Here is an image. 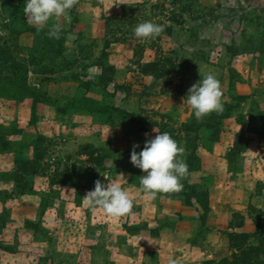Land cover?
<instances>
[{"label": "rangeland", "instance_id": "374dc122", "mask_svg": "<svg viewBox=\"0 0 264 264\" xmlns=\"http://www.w3.org/2000/svg\"><path fill=\"white\" fill-rule=\"evenodd\" d=\"M24 4L0 0V165L16 170L0 172L1 182L16 181L11 193L0 190V201L29 191L26 175L33 169L49 183L37 213L46 195L58 196L59 186L69 183L80 195L98 179L119 184L133 201L131 211L139 209L137 199L148 200L138 191L143 173L130 163L132 145L140 151L146 139L167 132L184 149L188 175L179 193L158 195L156 210L160 201L179 199L186 217L195 219L186 242L200 251L185 253L198 260L190 264H264V0H77L70 19L59 20V39L49 38L47 28L37 33ZM144 21L163 25L162 33L139 41L133 29ZM207 73L220 82L223 111L197 121L184 97ZM225 112L239 126L233 146L224 161L214 162L216 174H199L198 153L212 145L219 121L214 115ZM26 116L45 120L39 133L28 130ZM33 203L30 197L22 204ZM3 207L0 228L12 222V212L16 224L31 215L16 202ZM66 207L57 228L37 220L40 241H0V249L27 247L18 250L22 264H85L87 258L88 264H109L99 239H82L81 216L65 218ZM122 219L89 218L86 231L111 224L131 231ZM22 220L32 227V220ZM175 221L160 218L158 227L171 229Z\"/></svg>", "mask_w": 264, "mask_h": 264}, {"label": "crops", "instance_id": "0c3cea01", "mask_svg": "<svg viewBox=\"0 0 264 264\" xmlns=\"http://www.w3.org/2000/svg\"><path fill=\"white\" fill-rule=\"evenodd\" d=\"M15 106L12 105V107ZM19 109V107L17 109L15 107V112L20 111ZM10 110L11 112L13 111L12 109ZM230 120L231 118H227L223 121V126L221 125L222 130L218 134V141L213 143L207 151H200V153H198V156L201 160V170L198 172L199 174H216L214 162L216 160L224 161V154L233 146L235 133L239 129V126L234 122L232 124L229 123L231 122ZM22 122H26L23 117ZM44 122L45 120H42L41 122H36L34 119L27 117V128L28 130H31L34 134H37V132H40L38 130ZM49 122L51 123V121ZM258 125L256 124L255 129L259 132ZM1 158L2 155L0 156V161H3V159ZM4 166L5 165H0V172H16V170L14 169L15 167H11L10 165H7L5 167ZM26 177L29 179L28 181L30 190H24V192H22V194H19L17 197L12 196L14 198H8L6 202L0 201V207L4 208L3 206H8L9 204L16 202L21 205L20 208H23L22 210L29 212L31 215H26L25 217H23V220L20 219L19 223L16 224L14 222V220H16V218L14 217L16 213L12 212L9 214L12 218V222H10L9 224L6 223L3 227L0 228V232H2L0 234V238L2 239L0 240L2 246L11 245V243L16 240H18L17 243H19L20 245L22 243L25 244V241H21V238H27L28 240L29 238H31L30 241L26 242L30 245H33L37 240L40 241V238H37V236H39L40 234L38 233L37 227L35 226L37 220L41 218L42 220L46 221L43 222L41 226H45L46 228H49V226H52L51 228H57L56 223L59 221L58 215H60L62 211L61 207L62 205H66V208H68V214L65 212V218H70V222H73L72 218H76L77 215L81 216L82 224L79 227L81 228L80 235L82 236V239L91 238L93 242H95L94 239H99V247L103 249L105 248V250L109 253V260L107 261L110 262L109 264H167V260L169 258H175L177 260V264L178 262H182L183 264H190L191 262L195 263V261H198L195 260V257L193 256L189 259L188 257H185L186 252L192 255L197 251L199 253L200 250H197L195 244L191 242H186L187 237L190 238L189 236L192 235V230H194L192 226L195 222V219L190 216L186 217L187 214L186 212H184V209L186 207L183 206L184 204H182V202H179V199L160 201L161 206L160 210L158 211L156 209H158L157 205L159 201H157L156 199L153 201L137 199L136 204H138V206L139 204H141L139 209L133 210L123 216L114 218L115 220L120 221H123L122 218H124V221L127 220V226L132 227L131 231L128 232L124 229L122 230L121 227L119 229L118 224L114 228H111L113 226L111 224V226L107 227L106 229H104L105 227L103 225L100 227L97 225V230L95 231V233L88 234V232L86 231L87 220H89V218H91V220H94V218L96 220H103L105 214L102 210L100 211V209L92 210L86 205H84L82 198L87 191H82L80 195H76L77 191L73 185L66 183L62 186H59L58 196H56L55 198V196L53 195H46V206L42 210V213H37L36 205L40 200L39 195L41 194V192L46 190L45 188L49 183H44L42 179H47V177L45 178L43 176H40L39 172L33 169L28 172ZM38 180H42L43 184L37 182ZM15 184L16 181L14 180V178L10 177L6 180H3V182L0 181V190H6L7 192L11 193ZM26 197H31L32 203H34L30 205L22 204L26 201ZM141 197H143V195ZM211 199L212 196L210 198V205L213 203L211 202ZM51 205H54V207H51ZM169 208L176 210L168 211ZM51 210L55 211L56 215L55 212H50ZM179 210L183 212L178 213ZM19 212L21 211H18V213ZM100 214H104V216L100 217ZM51 216L54 217L51 218ZM160 218H168L170 220L175 219L176 221L172 224L173 228H159L158 221ZM21 220L28 224L29 220H32V227H24V224L21 222ZM99 222L100 221H97L98 224ZM9 228L11 232L8 231ZM5 233L8 234L7 237L4 236ZM9 233H11L12 236L11 241H9ZM21 248L27 249V247L19 246L18 244L16 245V249L14 250H7V248H1L0 264H4V259L5 264H14V260H17L16 264H22V260L25 259H21L22 257L21 255H19L20 251L18 250ZM124 249H126L127 252H125ZM63 254H65L66 257L69 256V253ZM51 256L54 258V262L59 263L58 260H60L61 258H59L56 253H52ZM86 256L88 257V255ZM35 258L36 256L33 259ZM95 259L97 261H103V259L100 257L95 256ZM89 262V258H87V262L85 264H88Z\"/></svg>", "mask_w": 264, "mask_h": 264}, {"label": "clouds", "instance_id": "9594fccd", "mask_svg": "<svg viewBox=\"0 0 264 264\" xmlns=\"http://www.w3.org/2000/svg\"><path fill=\"white\" fill-rule=\"evenodd\" d=\"M77 0H25L24 16L34 26L37 33L47 28L49 38L59 39L62 26L59 20L70 19L69 12ZM52 21L50 24L49 22ZM163 31V25L144 21L133 29V36L139 41L156 39ZM4 33L0 32V35ZM186 103L191 108L197 121L211 113L223 111L221 85L212 73L188 88ZM154 131V130H153ZM156 132V131H155ZM140 145L133 144L130 163L143 173L139 176L138 191L148 201L157 199L159 194L179 193L183 189L182 179L188 175V165L181 158L183 147L178 146L167 132H157L153 138L146 139L140 151ZM84 205L92 210L100 209L104 214L117 218L128 214L133 208V201L117 183L94 181L92 190L82 198ZM167 264H177L175 258H169Z\"/></svg>", "mask_w": 264, "mask_h": 264}, {"label": "trees", "instance_id": "16d2710c", "mask_svg": "<svg viewBox=\"0 0 264 264\" xmlns=\"http://www.w3.org/2000/svg\"><path fill=\"white\" fill-rule=\"evenodd\" d=\"M229 114H230V113L225 112V113L215 114V115H214V117L217 118V121H218V120H219V121L216 123V125H217L218 128H217V130H216L215 136L212 137L211 140H209L210 144H213V143H215V142L218 141V134H219L220 129H221L222 120L225 119V118H227V117H229ZM210 118H211V117H210ZM210 144H209V145H210ZM187 159H188V161H189V160H190V157L188 156Z\"/></svg>", "mask_w": 264, "mask_h": 264}]
</instances>
